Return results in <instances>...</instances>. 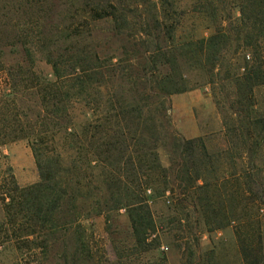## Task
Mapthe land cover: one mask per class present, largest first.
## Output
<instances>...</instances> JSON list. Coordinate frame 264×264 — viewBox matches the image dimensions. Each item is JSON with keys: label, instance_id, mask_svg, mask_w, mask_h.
<instances>
[{"label": "rangeland", "instance_id": "374dc122", "mask_svg": "<svg viewBox=\"0 0 264 264\" xmlns=\"http://www.w3.org/2000/svg\"><path fill=\"white\" fill-rule=\"evenodd\" d=\"M241 1L0 0V111L17 116L27 134L42 131L37 120L41 89L34 84L39 82L38 75L53 79L49 58L66 68L74 64L91 69L86 92L73 99L70 110L77 153L64 156L66 169L71 163L76 167L75 178L82 187L79 192L88 197L96 188H103V173L110 172L103 168V161L120 157L117 152L103 153L107 147L102 144L115 141L118 134L136 138V132L146 126L155 128L145 134L147 145L155 148L167 171L169 190L176 195L172 199L167 193L149 201L156 232L146 251L135 247L125 209L100 214L99 209L89 207L85 197L86 202L80 201L82 215L77 227L50 243L48 253L12 238L0 246V264H73L70 257L66 260L61 256L75 251L80 260L76 264H244L237 229L250 234L255 242L259 239L264 255V205L259 211L252 210L257 215L251 221L252 228L236 222L208 231L192 199L178 202L179 160L173 162L174 137L204 138L210 151L230 146L236 157L223 170L246 172L251 162L256 182L252 186L257 193L264 192V145L247 159L244 142L229 132L253 130L249 119L264 118V86L255 87L251 96L248 91L239 94L245 85L242 75L246 62L252 57L251 53L246 57L236 41L240 29L242 34L247 32L240 22ZM97 7L115 9L116 18L98 19ZM219 30L235 41L219 55L217 64L207 61L206 56L203 66L196 65L182 45L208 40ZM261 46L259 55L264 59V41ZM168 75L177 83L181 78L187 91L169 96L158 109L159 97L149 85ZM12 88L14 100L6 96ZM144 104L151 106L136 109ZM68 143L62 134H46L41 144L45 156L52 158L56 149L61 152ZM31 144L32 140H17L0 145V183L8 174L21 187L40 181ZM92 160L99 163L90 165ZM153 188L147 195L153 194ZM3 209L0 202V223ZM4 236L0 233L3 242Z\"/></svg>", "mask_w": 264, "mask_h": 264}, {"label": "trees", "instance_id": "16d2710c", "mask_svg": "<svg viewBox=\"0 0 264 264\" xmlns=\"http://www.w3.org/2000/svg\"><path fill=\"white\" fill-rule=\"evenodd\" d=\"M239 9L240 22L247 32L242 34V29L238 31L237 46L246 57L247 54H252L246 62L242 75L245 85L239 94L248 91L251 96L255 87L264 86V59L259 55L264 41V0H242ZM94 11L98 19L112 16L116 18L113 8L107 11L97 7ZM234 41L226 31L219 30L208 40L187 42L182 48L186 49L191 55L190 59L201 67L206 61V56L209 57L207 61H212L213 65L217 64L219 55L231 47ZM48 61L52 65L53 79L50 76H37L33 72L39 81L34 85H39L41 89V95L38 96L41 112L37 120L44 130L27 134L22 121L15 119L17 116L13 118L9 116L8 111H0V145L17 140H32V151L40 173V181L29 187H21L11 174L0 183V202L5 213L4 220L0 223V233L4 234L6 239L5 242L0 240V246L14 238L28 243L30 249L35 246V249L44 253H48L52 246L50 243L57 242L58 237L63 239L67 230L77 227L79 215L82 213L80 201L87 197L79 192L82 187L75 178L76 167L71 163L66 169L64 156L77 153L72 142L76 133L70 110L73 99L86 92L91 80V69L74 64L66 68L52 58ZM30 73L32 74L31 71ZM151 84L150 89L159 97L156 102L158 109L169 96L187 91L181 78L177 83L169 75ZM14 91L15 88H12L6 96L15 97ZM150 106L144 104L136 106V109L140 111ZM164 118L169 123L167 114ZM248 122L253 130L248 127L243 132L240 129L229 132L244 142V154L250 159L249 155L256 154L264 145V118L249 119ZM142 130L136 132V138L129 139L124 134H118L115 141L102 144L107 147L103 153L117 152L120 157L115 159L111 156L108 162L103 161V168L110 169V172L103 173V188H96V191L87 197V201L89 207L99 209L100 214L125 209L130 219L135 247L146 251L154 242H149V238L156 232L149 201L163 198L167 193L173 195L172 199L176 195L173 190H169L167 171L160 164L155 148L147 145L145 134L155 128L150 130L144 126ZM46 134H62L65 141L69 139L68 145L64 146L61 152L56 149L52 158L43 153L41 143ZM227 144L230 145L231 142ZM86 151L88 154L91 152L88 148ZM173 153V162L179 160L177 180L181 191L178 199L181 200L178 202L184 204L188 199H192L194 210L202 213L208 231L222 230L236 222L243 223L245 228H252L251 221L257 216L252 210L256 208L259 211L264 205L260 196L264 192L260 190V193H257L252 186L256 182L252 176L251 162L246 172L223 170L226 163L233 164L235 160L233 148L228 146L226 150L210 151L204 138L186 140L174 137ZM92 163L98 164L99 161L92 160L90 165ZM154 186L157 188H153ZM151 188L154 190L153 194L147 195L152 192ZM236 236L244 264H264L263 247L259 239L255 242L250 234H242L238 229ZM67 255L61 257L66 260L70 257L73 264L80 261L77 251Z\"/></svg>", "mask_w": 264, "mask_h": 264}]
</instances>
